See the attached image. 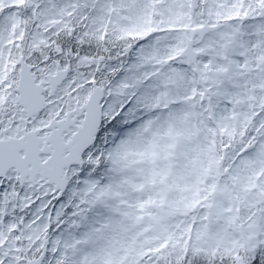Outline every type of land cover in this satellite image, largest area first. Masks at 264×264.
<instances>
[{
  "label": "snow or ice",
  "instance_id": "1",
  "mask_svg": "<svg viewBox=\"0 0 264 264\" xmlns=\"http://www.w3.org/2000/svg\"><path fill=\"white\" fill-rule=\"evenodd\" d=\"M0 264H264V0H0Z\"/></svg>",
  "mask_w": 264,
  "mask_h": 264
}]
</instances>
